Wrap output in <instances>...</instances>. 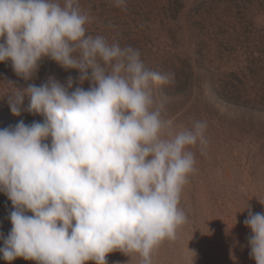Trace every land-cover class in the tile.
Wrapping results in <instances>:
<instances>
[{"label": "rangeland", "instance_id": "1", "mask_svg": "<svg viewBox=\"0 0 264 264\" xmlns=\"http://www.w3.org/2000/svg\"><path fill=\"white\" fill-rule=\"evenodd\" d=\"M0 264H264V0H0Z\"/></svg>", "mask_w": 264, "mask_h": 264}, {"label": "trees", "instance_id": "2", "mask_svg": "<svg viewBox=\"0 0 264 264\" xmlns=\"http://www.w3.org/2000/svg\"><path fill=\"white\" fill-rule=\"evenodd\" d=\"M69 95H71V93L69 94ZM45 99V98H44ZM75 100V103H72V107L74 108L75 106L76 107H81V103H77V102H79V100H77V102H76V99H74ZM91 101H94V100H91ZM98 101H99V99H98ZM6 103H8V107H10L11 106V110L12 111H14V113H18L17 111H18V109H17V106H19V104H17L18 102L16 101V103L15 102H6ZM77 103V104H76ZM42 105H44V104H40V106H36V108L37 109H39V108H41L42 107ZM34 109V110H33ZM36 109V110H37ZM35 110V107L34 106H30V108H28V110L25 112L26 113V115H29V114H32L34 111H36Z\"/></svg>", "mask_w": 264, "mask_h": 264}]
</instances>
